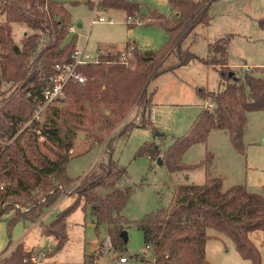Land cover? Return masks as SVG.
Masks as SVG:
<instances>
[{"label":"trees","instance_id":"1","mask_svg":"<svg viewBox=\"0 0 264 264\" xmlns=\"http://www.w3.org/2000/svg\"><path fill=\"white\" fill-rule=\"evenodd\" d=\"M212 1L169 0L177 14L168 18L153 12L154 22L170 35L167 45L159 51L141 52L128 43L126 47H133L131 66L121 64L117 54L109 53L102 56L100 63L82 67L87 80L66 88L70 105L65 111L52 105L44 120H38L34 118L35 111L54 72L53 65L72 60L76 35L70 33L71 15L65 4L55 0H0V15L5 17L0 21V95L5 94V83L10 84L11 90L0 98V216L14 212L8 220L10 230L20 219L38 223L41 234L51 238L55 249L61 250L70 239L69 215L79 206H89L96 229L104 226L115 249H122L125 243L122 231L136 225L143 232L147 247L153 249L149 264H211L206 256L210 228L230 237L241 257L252 264H262V253L252 235L264 232V197L248 191L245 185L224 190L218 177L208 178L203 184L176 185L168 207L130 220L122 210L133 189L117 186L126 169L110 158L100 163L99 171H91L83 178L74 200L54 220L43 221L45 212L61 196L60 189L81 178L73 179L67 173L78 130H85L93 143L102 144L113 133H130L137 126L134 120L127 122V116L137 107L141 120L138 126H152L156 131L151 109L155 92H148V85L161 73L191 61L213 65L221 74V89L199 88L200 96L209 99L213 106L204 108L188 133L168 149L163 151L156 143L147 142L139 155L147 154L154 161L160 158L159 164L170 172L192 169L196 165H186L184 153L192 145L206 141L214 129L228 131L233 146L245 152L248 113L264 111V67L257 73L230 76L229 38L211 45L208 57L182 48L196 26L211 23ZM99 5L124 10L128 17L140 11V4L132 0H103ZM13 23L25 24L32 31L25 33L21 44L14 40ZM259 25L264 28V17L259 19ZM171 51H176L178 62L162 68ZM10 249L11 243L3 253ZM33 255V250L21 241L2 264H34ZM95 259L94 255H85L82 264H121Z\"/></svg>","mask_w":264,"mask_h":264},{"label":"rangeland","instance_id":"2","mask_svg":"<svg viewBox=\"0 0 264 264\" xmlns=\"http://www.w3.org/2000/svg\"><path fill=\"white\" fill-rule=\"evenodd\" d=\"M55 1L65 4L70 12L71 25L75 27V31L70 33L76 35V45H85L93 53L100 49L116 53L125 50L128 43L134 44L141 52L159 51L167 45L170 35L164 27L154 22L156 14L153 12L168 18L177 14L173 12L169 0H132L140 4V11L133 16L130 22L133 25H130L126 11L102 8L99 5L101 1L98 3V0ZM90 2L94 4L93 7ZM209 14L211 23L196 26L183 41L182 48L190 49L199 57H208L212 43L215 44L221 38H229L227 54L232 68L229 74L244 76L246 73L261 71L264 67V28L260 27L259 19L264 17V0H214L209 7ZM97 15L106 17L107 21H94ZM4 19V15H0V21ZM12 28L17 44H21L27 31L32 32L25 24L13 23ZM177 62L176 51H171L162 68ZM246 66L251 68L250 71H245ZM220 76L218 69L194 60L175 70L165 71L151 80L147 90L155 92L152 122L156 131L152 126H138L141 125V120L138 118L137 107L127 116V122L134 120L137 126L130 133H113L102 144L93 143L85 130H78L67 173L73 179L81 178L60 189L64 193L45 212L43 221L49 223L54 220L74 200L83 178L91 171H99L100 163L108 162L110 158L126 169L117 186L121 189H133L122 210L130 220L140 219L146 213L168 207L172 203L176 185L203 184L208 178H221L224 190L235 185H245L248 191L264 197V111L248 113L244 153L233 146L228 131L214 129L210 131L206 141L192 145L184 153L183 162L189 166L196 165L192 169L170 172L166 166L151 160L147 154L139 155V150L147 142L156 143L164 151L177 138L186 135L206 108L205 105L209 104V101L200 96L199 88L219 90ZM9 89L10 84L5 83L2 89L5 94H1L0 98L7 96L11 92ZM70 103V96L66 95L53 105L65 111ZM44 118L45 113L40 120ZM157 132L162 135H155ZM100 189L106 192L105 188ZM20 208L22 211L26 210ZM13 215L14 212L11 211L0 216V264L21 241L34 254L47 250L50 242H54L41 234L38 223L28 220L20 219L10 230L8 220ZM67 224L70 239L61 250L54 247L47 254L50 263L82 264L85 255L90 254L93 243L99 241L102 246L105 245L106 229L104 226L96 229L89 206H79L69 215ZM126 230L128 240L124 241L122 249L114 248L113 251L117 255L128 256L129 261L125 264H145L153 260V249L147 247L143 232L134 224ZM208 234L210 237L206 245V256L211 264H252L250 260L241 257L230 237L211 228L208 229ZM252 238L262 253L264 264V232L258 231ZM10 243L11 249L3 253ZM105 255L106 258L102 260H108L111 254Z\"/></svg>","mask_w":264,"mask_h":264},{"label":"built area","instance_id":"3","mask_svg":"<svg viewBox=\"0 0 264 264\" xmlns=\"http://www.w3.org/2000/svg\"><path fill=\"white\" fill-rule=\"evenodd\" d=\"M103 0H98V3ZM96 14L98 13V7L95 8ZM106 22L107 19L104 16H98L94 21ZM133 17H128V21L132 22ZM112 21V20H110ZM71 30V28H70ZM132 46L127 47L125 50L113 53L112 50L106 52L104 49H100L97 53L90 52L87 47L75 46L72 53V60L68 63H56L53 65L54 72L50 76L49 84L44 88L42 92V102L39 104L35 111L34 118L40 119V117L46 112L48 107L52 106L56 101L66 96V88L71 83H84L87 80V76L82 71V67L90 64H98L102 61V56L106 54H117L118 62L125 65H130V60L133 57ZM250 67L246 66L245 71H250ZM213 106V105H212ZM64 192H62L63 194ZM50 242L49 248L39 254L32 256V262L34 264H66L63 262L50 263L47 259V254L54 250L55 244ZM114 246L109 235L106 236L105 245L102 246L101 242L97 241L93 243L92 251L88 255H94L95 261L100 262L99 259L103 256L106 257V253L111 254L108 257L109 262L117 261L121 264H125L129 261L126 254L117 255L115 253Z\"/></svg>","mask_w":264,"mask_h":264},{"label":"crops","instance_id":"4","mask_svg":"<svg viewBox=\"0 0 264 264\" xmlns=\"http://www.w3.org/2000/svg\"><path fill=\"white\" fill-rule=\"evenodd\" d=\"M110 9H112V10H117V9H113V8H110ZM133 17V16H132ZM71 32H74L75 31V27H74V25H71V30H70ZM211 45H213V43L211 44ZM211 45H210V47H211ZM209 55H210V52H209ZM208 55V56H209ZM227 65L230 67V65H229V59H228V63H227ZM208 67H213L214 69H215V67L213 66V65H208ZM232 68L230 67L229 68V70H231ZM221 75V74H220ZM222 77L220 76V89L223 87L222 86ZM207 101H209V104H207V105H205L206 107H208V106H212L213 105V103L209 100V99H206ZM154 112V107L152 108V113ZM152 119H153V115H152ZM217 237H218V235H216ZM91 251H92V249H91ZM90 251V252H91ZM103 258H106L105 256H103V257H101L100 259H99V261L100 262H102V263H106V262H109V260H102ZM145 264H149V263H145Z\"/></svg>","mask_w":264,"mask_h":264},{"label":"water","instance_id":"5","mask_svg":"<svg viewBox=\"0 0 264 264\" xmlns=\"http://www.w3.org/2000/svg\"><path fill=\"white\" fill-rule=\"evenodd\" d=\"M234 73L229 74L230 76H232ZM155 135H162V133L157 132ZM158 163H160V158L158 159ZM121 236L124 238L125 241L128 240V233L127 230H123L121 233Z\"/></svg>","mask_w":264,"mask_h":264}]
</instances>
